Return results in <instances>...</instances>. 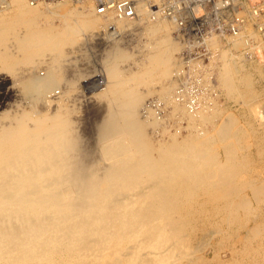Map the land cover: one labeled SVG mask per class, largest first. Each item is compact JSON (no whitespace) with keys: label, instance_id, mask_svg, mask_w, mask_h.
<instances>
[{"label":"bare ground","instance_id":"6f19581e","mask_svg":"<svg viewBox=\"0 0 264 264\" xmlns=\"http://www.w3.org/2000/svg\"><path fill=\"white\" fill-rule=\"evenodd\" d=\"M2 1L0 264H264V150L241 155L246 131L236 118L217 123L205 97L190 104L220 86L237 93L246 63L264 67L263 54L248 59L242 43L233 54L214 41L216 84L200 97L178 96L184 46L171 22L146 12L135 24L116 21L124 35L98 48L92 41L107 22L92 5L12 0L4 9ZM136 28L137 45L125 38ZM92 58L98 74L81 86L90 73L77 65ZM88 85L104 102L95 110V153L74 120L79 102L67 103ZM153 95L164 118L143 112ZM251 111L262 119L259 105ZM165 120H177L178 131Z\"/></svg>","mask_w":264,"mask_h":264},{"label":"built area","instance_id":"2783aa9c","mask_svg":"<svg viewBox=\"0 0 264 264\" xmlns=\"http://www.w3.org/2000/svg\"><path fill=\"white\" fill-rule=\"evenodd\" d=\"M27 1L32 6H36L46 0ZM66 1L78 5H92L95 13L103 17L104 20L106 19L107 26L104 29L103 38L92 41V46L98 48L108 47L114 39H119L124 35L119 28H116V21L135 24L134 22L141 17L142 12H146L152 20L163 19L171 22L175 27L176 36L184 46L180 55L182 69L177 77L180 81V86L176 91L178 96H183V93L199 96L207 85L212 87L216 84L214 69L211 67L212 61L210 62L211 57L213 58L216 54L212 44L214 41H219L223 48L231 50L233 54L237 53L233 52V48L238 43H242L240 54L248 59H251V55L256 53H262L264 57V0ZM11 2L12 0H3L1 7L5 9ZM110 17H113L114 20H111ZM130 31L128 30V32ZM128 32L125 35L129 34ZM253 51L256 53H252ZM101 52L103 54V51ZM92 62L97 67L101 64L97 60H92ZM97 81L94 84L100 82V80ZM95 87L98 86L88 85L85 89L87 92H91L90 90ZM179 93L181 94L179 95ZM201 101H203V97L197 100L192 98L191 109ZM147 106L149 109L152 108L157 116L165 117L166 109L162 102L149 101L145 106L144 114L147 111ZM164 122L169 124L167 120Z\"/></svg>","mask_w":264,"mask_h":264},{"label":"rangeland","instance_id":"374dc122","mask_svg":"<svg viewBox=\"0 0 264 264\" xmlns=\"http://www.w3.org/2000/svg\"><path fill=\"white\" fill-rule=\"evenodd\" d=\"M139 29L136 28V31L134 34H132L131 32L127 35H125V38L127 39H131L133 37L132 40H135L136 43H134L135 45H137V40H139L140 38V34H139ZM133 35V36H132ZM138 35V36H137ZM132 36V37H131ZM175 36V35H173ZM136 38V39H135ZM126 39V40H127ZM134 45L131 44V46L129 47V51H131L130 49H132ZM133 50V49H132ZM104 52V51H103ZM133 52V51H132ZM136 53V52H135ZM93 60V58H92ZM46 64H44L45 66ZM134 66L132 65L131 63H126V68H129V66ZM245 71H244V74L247 75L248 77V82L245 84V86L241 87L237 93H227V91L224 89L223 86H220L219 84V91H221L220 93H207L206 95L204 94L203 98H204V101L205 102H209L210 105L213 104V106L217 109V111H219V117L217 116L215 119H216V122L219 123L223 120V117L225 118V116H229V115H232L234 118H236V124L238 126H242L243 127V130L245 129L246 133L243 134V136L240 138L239 142V152L241 155H244V156H247V157H250V154L252 155V159H254L255 156H257V149L258 147H260L259 149L260 150H264V124L261 125V121L263 120L264 118V67L259 63H257L256 61H253V62H248L246 63L245 65ZM77 68L78 69H86L85 71H83L82 73L83 74H88L90 73V75H84L85 77H83V79L81 80L80 79V82L82 83L81 86L86 85V82L92 77V76H95L97 74V66L94 62H91L90 64L88 65H83L82 64V61L80 63V65L78 64L77 65ZM262 68V69H261ZM257 70V71H256ZM41 72H44L43 70ZM92 72V73H91ZM92 74V75H91ZM249 74V75H248ZM250 78V79H249ZM159 87V86H158ZM160 88V87H159ZM83 90H81L83 93H77L73 96H71V100L68 98L67 99V103L70 105L71 108H75L76 105H77V108H76V114L74 116V120L76 122V125H77V129L79 131V134L80 136L82 137V139L84 140V143H85V146L87 147V149L90 150V152L92 153H95L96 152V145H95V134H94V130L92 127H94V123L98 121L99 117H97V113L95 110H97L101 105H103V101H101L100 99L94 97L95 94H98V93H92V92H87L86 89H85V86L82 87ZM242 91V92H241ZM87 92V93H85ZM223 92V93H222ZM241 92V93H240ZM55 94V93H54ZM62 93H60L59 95H61ZM202 93L199 94V96H201ZM255 94V95H254ZM49 95H53V94H49ZM58 95V93H56V96ZM76 95V96H75ZM211 95V96H210ZM227 95V96H226ZM242 95V96H241ZM82 96V97H81ZM84 96V97H83ZM195 96H198V95H195ZM250 96V98H249ZM255 96V97H254ZM77 97V98H76ZM80 97V98H79ZM156 96L153 95L152 98H148L146 99V101L144 102V104H148L149 101L155 100ZM206 97L207 100H206ZM215 97V98H213ZM76 98V99H75ZM79 98V99H78ZM91 98V99H90ZM154 98V99H153ZM211 98V99H210ZM213 98V99H212ZM252 98V99H251ZM254 98V99H253ZM150 99V100H149ZM77 100V102L75 101ZM86 100V101H85ZM210 100L212 101H216L215 104L214 102H210ZM249 100V102L247 101ZM75 101V102H74ZM82 101V102H80ZM85 101V102H84ZM92 101V102H91ZM100 101V102H99ZM242 101H245V102H242ZM247 101V102H246ZM70 102V103H69ZM95 102V104H94ZM221 102V103H220ZM77 103V104H76ZM83 103V104H82ZM219 103V104H218ZM81 104V105H80ZM250 104V105H249ZM95 105V106H94ZM248 105V106H247ZM256 105H259L260 106V111H261V117H260V121L259 123L257 122L256 120V115H254L251 111V109L253 108V106H256ZM78 106H79V110H78ZM93 109V110H91ZM229 109V110H228ZM144 110V109H143ZM249 111V112H248ZM77 112H78V115H77ZM90 112V113H89ZM144 112V111H143ZM167 112V110H166ZM230 112V113H229ZM83 114V115H82ZM223 114V115H222ZM226 114V115H225ZM82 115V116H81ZM253 115V116H252ZM75 117H78L75 118ZM252 118V119H251ZM95 120V121H94ZM178 120V119H177ZM176 120V122H177ZM252 120V121H251ZM91 122V123H90ZM170 123L169 122V126L172 127V129L170 128L169 129V132H176L178 131V125H181L180 123ZM179 122V120H178ZM215 122V123H216ZM80 123V124H79ZM185 121H183L182 124H184ZM216 123V124H217ZM251 123V124H250ZM264 123V121H263ZM259 124L261 126H259ZM91 125V126H90ZM176 125V126H175ZM185 126V125H184ZM250 126V127H249ZM177 127V129H176ZM241 127V128H242ZM252 127V128H251ZM254 127V128H253ZM92 128V129H91ZM92 130V131H91ZM150 130V129H149ZM152 130V129H151ZM253 130V131H252ZM257 132H255V131ZM187 131L186 129H182L180 130V134L183 135H186L187 134ZM262 131V132H261ZM150 132V136L153 138V140L155 141L157 138L159 139L160 137V134L156 133L155 131ZM84 133V134H83ZM257 133V134H256ZM157 135V136H156ZM254 136V137H253ZM260 137V138H259ZM255 138V139H254ZM259 138V139H258ZM86 140V141H85ZM94 140V141H93ZM89 142V143H88ZM88 144V146H87ZM247 146V147H246ZM246 148V150H245ZM258 149V151H260ZM256 150V151H255ZM256 154H255V152ZM250 152V153H249ZM247 153V154H246ZM250 157V158H251ZM227 242V241H226ZM230 242L228 241V244ZM231 244V243H230ZM227 246V245H226Z\"/></svg>","mask_w":264,"mask_h":264}]
</instances>
